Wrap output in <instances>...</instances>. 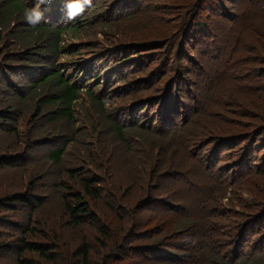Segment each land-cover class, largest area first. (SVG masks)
I'll return each mask as SVG.
<instances>
[{
	"label": "rangeland",
	"instance_id": "rangeland-1",
	"mask_svg": "<svg viewBox=\"0 0 264 264\" xmlns=\"http://www.w3.org/2000/svg\"><path fill=\"white\" fill-rule=\"evenodd\" d=\"M92 4L75 24L79 32L64 30L56 58L39 44L16 63L29 26L23 12L0 22V108L11 113L0 158L13 165L0 164V198L40 203L14 204L0 241L52 248L57 260L49 264H78L73 251L94 237L101 255L92 264H156L149 248L159 250L157 243L173 248V264H264V0ZM41 10L46 24H63L53 9ZM30 61L87 64L89 79L72 84L79 98L70 116L46 87L25 100L9 91L7 82L27 92L39 78L25 74ZM73 195L86 206L81 225L65 207ZM122 248L129 258L115 262ZM23 255L47 264L46 256ZM3 257L0 264L18 256Z\"/></svg>",
	"mask_w": 264,
	"mask_h": 264
},
{
	"label": "trees",
	"instance_id": "trees-1",
	"mask_svg": "<svg viewBox=\"0 0 264 264\" xmlns=\"http://www.w3.org/2000/svg\"><path fill=\"white\" fill-rule=\"evenodd\" d=\"M6 1H7L6 5L2 9L5 13L0 11V22H2L4 19L8 18V17H6L7 14H9V13L11 14L12 12L18 14L20 12H23V9H24V6H23L24 3L21 0H6ZM124 1H126V0H124ZM11 2H13V5H11ZM131 2H135V0H131ZM92 5L93 4H91V6ZM91 6H90V8H91ZM86 10H87V7L85 8V13H86ZM92 14H93V16H91V18L96 16L94 13H92ZM17 18H18V16H15L13 21L16 20ZM82 18H85V15H83V17L82 16L78 17V21L80 22ZM20 20H24V19H20ZM20 20L17 19V22H19ZM10 21L11 20H8V22H10ZM74 25L75 24L72 23L71 26L67 27V29H69V31H72V33L79 32V29L73 31ZM62 34H64V31L62 28L54 26V25H52V26L45 25V24L42 25V23L40 25L34 27V28L33 27H27V29H23L22 34H21V36H19V38L25 39L24 41L26 43L29 42V44L25 47H21V46L19 47L21 53L17 56V58L14 59V61L16 63H18L19 61L23 62L24 60H28V58L21 57V55L31 54L30 52L32 50H35L37 48L36 46L39 44H45L47 46V48L50 49V51H53L55 58H56L59 55L57 43L60 42V37ZM14 40L16 41L17 39L14 38ZM64 55H66V54H64ZM76 62H78V61H76ZM29 63L32 64V67L25 68L24 69L25 74L29 75V74H34V72H37L39 74V78L37 80H31V79L29 80V82L27 83V87H26L27 92L24 91L23 89H21V90H16V88L12 89V87H10L8 84L9 82H7L6 84H7V87H9V91L11 93H13L14 96L25 100L29 97L32 89L35 88L36 86L40 85L43 88L46 87L45 91H47L51 94L55 93L53 95H55L58 98L57 101H58L59 105H62V104L65 105V109H66L65 111L66 112H64L63 115L70 116V111H69L68 107L72 103L76 102L77 99L79 98V95L77 94V92L74 89H72L71 87H69V83L66 81V79H64V77L59 72L55 71L50 66V64H49V67H46L44 72H40V71H38V64H35V62H33V61H30ZM46 64H48V63H46ZM79 67L83 68L84 66L79 65ZM11 70H13V69H11ZM87 73H88V71H87ZM13 77L18 78L17 76H13ZM94 78L97 79V75ZM86 86H89V83H87ZM173 103L175 104L176 101L173 100V102L169 103V105L172 106ZM10 119H11V113L8 111V109L7 108H0V131H6L7 130V129H5V127L7 125L6 122L9 121ZM170 123H171V118L169 115H167L166 119L162 123L163 128H164V124L170 125ZM116 127L120 133L122 131L121 130L122 125H117ZM258 131L260 132L258 135H260V137L262 139L261 143L264 144V128H260ZM246 149L247 150L249 149L248 146ZM56 155H57V152L50 153L51 159L57 160V159H55ZM263 162H264V159H263ZM0 164L1 165H7L10 167L13 166L10 162L3 160V158H0ZM177 180H178V182H180L181 178L179 177ZM91 186H92V184L89 181H87V183L83 186V188H84V190L87 191V193L94 196L95 190H93L91 188ZM169 188H170V186H169ZM73 198H74L73 199L74 205L66 204L65 207L68 210L69 217L72 219L73 223H75L76 225H81V218H82V216H85L83 214V210L86 209V206L81 201V199H82L81 195H73ZM34 202L37 205L40 204V203H37L34 199L31 200L30 198H28L25 195L16 194L13 197L0 198V229H1V227H9L8 225H10V223H12V220L11 219L9 220V218H10V214L14 213V210L16 209L13 207L14 204L18 203L19 205L32 207V204ZM98 232L100 235H103V236L105 235V233H103L101 231H98ZM25 241H26L25 238L18 239L16 243H22V246L20 245L18 247H14V246H12L13 244H11L12 242H9L8 239L3 240V241L1 240L0 241V260L4 259L3 253H5V252L16 253L18 257H16L13 261L9 260V262L11 261L12 264H35V262L30 261V259H27L23 255V251H25V250H27L28 252H33V254L35 253L36 255L39 254L42 257L46 256L47 259H43V258L42 259L45 260V262H47V264H49L51 261L53 262V261L57 260L56 258L50 257V255H48V254H50V252H53L50 250L52 248H47V247H45V245L40 244V243H33V244L26 245ZM97 241H99V239L97 237H94L93 243H85V244L82 243L81 246L77 247L73 251V254L76 256V259H78V264H92L91 261H98V257H100L101 254H97V252H95V249H94V244ZM157 245H158L157 247H159V250L152 248V247L149 248V251L154 254L152 260L156 264H173V263L168 262V261H170V258L175 255V253L173 252L174 251L173 248H171L168 245H165V248H163L162 244H159V243H157ZM139 247H143V246L141 245ZM123 249L124 248H122L121 250H117V252H114L120 256V257H115L116 258L115 262H118V259L121 258V256H126V254L122 253ZM48 250H50V251H48ZM114 253H110V255L113 256ZM133 255H135V252H133ZM126 257L129 258L128 256H126ZM240 264H245V262L242 261Z\"/></svg>",
	"mask_w": 264,
	"mask_h": 264
},
{
	"label": "clouds",
	"instance_id": "clouds-1",
	"mask_svg": "<svg viewBox=\"0 0 264 264\" xmlns=\"http://www.w3.org/2000/svg\"><path fill=\"white\" fill-rule=\"evenodd\" d=\"M51 0H36V4L32 7H24L23 18L29 27H36L44 20L42 6L49 4ZM92 0H65L64 13L67 20H75L82 15L85 8L91 6Z\"/></svg>",
	"mask_w": 264,
	"mask_h": 264
},
{
	"label": "bare ground",
	"instance_id": "bare-ground-1",
	"mask_svg": "<svg viewBox=\"0 0 264 264\" xmlns=\"http://www.w3.org/2000/svg\"><path fill=\"white\" fill-rule=\"evenodd\" d=\"M160 112V108L158 109V111H157V113H156V115H158V113Z\"/></svg>",
	"mask_w": 264,
	"mask_h": 264
}]
</instances>
